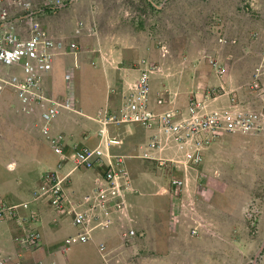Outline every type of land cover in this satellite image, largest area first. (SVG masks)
<instances>
[{
    "label": "crops",
    "instance_id": "obj_1",
    "mask_svg": "<svg viewBox=\"0 0 264 264\" xmlns=\"http://www.w3.org/2000/svg\"><path fill=\"white\" fill-rule=\"evenodd\" d=\"M76 4L77 9L70 7L41 18L49 35L64 44L43 77L44 90L54 100L70 95V108L61 110L51 121L48 136L41 133L39 108L25 114L16 96V102L8 101L13 92L0 93V209H6L0 217V255L19 254L21 264H184L193 254L186 257L181 250L194 242L183 231L191 225V233L195 234L199 216L198 204L190 211L189 203L200 202V182L216 181L219 168L224 167L222 153L216 155L221 148L215 142L201 147L193 142L182 144L159 129L122 122L119 115L124 97L130 93L140 69L151 65L138 59L133 48L70 51L69 44L85 34L84 20L77 19L89 8L84 1ZM150 8L155 12L159 9L154 3ZM78 21L83 22V29L76 34ZM88 32L89 37L96 38L94 28ZM211 62L209 69L224 94L203 98L210 84L203 83L200 76L196 81L178 75L160 78L161 67H153L147 108L154 114L185 112L190 99L196 96L205 112L229 110L234 104L232 92L239 90L233 85L228 88L224 73H219L222 65ZM187 67L183 73L191 70L200 74L204 69L201 62ZM61 68L65 70L63 79L57 76ZM73 69L81 70L75 85ZM95 75L102 78L100 85ZM159 100L162 103L158 104ZM255 137L264 140V133L244 139L254 141ZM112 139L117 143H110ZM83 147L100 149L106 165L112 156L122 158L125 175L116 183L123 203L119 210L102 213L112 221L107 228L91 231L85 244L68 246L65 239L78 229L73 214L86 212L90 228L95 211H90L89 203L94 202L98 186H107L103 170L74 169L73 154ZM55 148L61 149L62 156ZM46 173L55 174L61 181L70 213L53 208L46 196H40ZM28 231L38 234L34 247L18 244L17 239ZM130 231L134 232L132 236H128ZM197 252L193 259L200 262Z\"/></svg>",
    "mask_w": 264,
    "mask_h": 264
},
{
    "label": "rangeland",
    "instance_id": "obj_2",
    "mask_svg": "<svg viewBox=\"0 0 264 264\" xmlns=\"http://www.w3.org/2000/svg\"><path fill=\"white\" fill-rule=\"evenodd\" d=\"M79 1L89 8L77 19H83L86 27L75 42L77 52L133 48L138 59L156 70L161 67L160 78L178 75L196 81L200 76L203 83L210 84V95L216 96L225 92L209 69L213 61L222 65L226 86L239 90L232 92L234 104L264 112V0ZM150 3L159 9L155 12ZM75 5L71 8L77 9ZM92 28L96 38L88 35ZM199 61L204 66L200 74L183 73L189 64ZM5 69L19 73L16 67ZM80 71L73 69V85ZM64 73L61 68L57 76L63 79ZM256 74L259 86L252 89ZM97 76L100 85L102 78ZM8 101L16 102L15 95ZM254 136L255 132L235 133L215 141L222 151L216 155L222 153L224 167L219 168L216 181L200 182V202L189 203L190 211L198 204L197 229L193 234L188 225L183 231L194 244L181 251L186 257L198 251L200 262L191 255L184 264H264V140H246Z\"/></svg>",
    "mask_w": 264,
    "mask_h": 264
},
{
    "label": "built area",
    "instance_id": "obj_3",
    "mask_svg": "<svg viewBox=\"0 0 264 264\" xmlns=\"http://www.w3.org/2000/svg\"><path fill=\"white\" fill-rule=\"evenodd\" d=\"M78 1L40 0L36 3L34 0H0V93L13 92L20 103L21 111L25 114H31L39 108L41 133L46 137L51 121L61 110L70 108V95L61 100H54L48 97L44 90L43 77L51 70L53 58L64 44L49 35L41 23V18L66 10ZM82 29L83 22L78 21L76 34ZM69 49L75 53L78 45L72 42L69 44ZM11 67L19 68V73H9L5 69ZM152 68L146 65L145 68L140 69V75L133 83L130 93L124 97V107L119 115L122 122L140 123L147 128H156L172 135L177 142L182 144L193 142L198 147L215 142L223 135L264 133V112L257 113L238 108L233 104L229 110L208 113L204 111L203 103L196 96L190 99L185 112L169 110L162 114L152 113L146 104L148 79ZM219 70V73L224 72L223 68ZM258 77L259 75L256 74L251 85L252 89L259 86ZM66 80L69 82V74L66 75ZM210 93L207 91L203 98L211 96ZM157 103H162V100ZM54 141L52 140V144ZM110 143L116 144L117 141L112 139ZM54 151L62 156L60 148H55ZM197 160L195 157L194 161ZM72 162L74 169L103 170V181L107 186L105 188L98 186L94 202L89 203L90 211H95L91 217L90 228L86 212L73 214V223L78 229L65 239V244L68 246L87 243L91 231L104 230L111 224L110 218L102 216L110 209L119 210L122 207V192L116 180L125 175L122 158L112 156V160L106 165L98 148L83 147L76 150ZM43 180L44 186L39 192L40 196H46L53 208L70 213L71 210H66V197L57 176L46 173ZM173 184L179 185L178 182ZM5 210L0 209V217ZM133 234L134 232L130 231L128 236ZM38 240V234L32 231L24 233L17 239L18 244L25 247H34L38 244ZM19 257V254L0 255V264H21Z\"/></svg>",
    "mask_w": 264,
    "mask_h": 264
}]
</instances>
